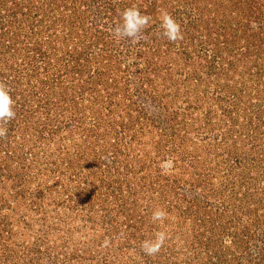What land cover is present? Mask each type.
<instances>
[{"label": "rangeland", "instance_id": "obj_1", "mask_svg": "<svg viewBox=\"0 0 264 264\" xmlns=\"http://www.w3.org/2000/svg\"><path fill=\"white\" fill-rule=\"evenodd\" d=\"M0 81V264H264V0H0Z\"/></svg>", "mask_w": 264, "mask_h": 264}, {"label": "clouds", "instance_id": "obj_2", "mask_svg": "<svg viewBox=\"0 0 264 264\" xmlns=\"http://www.w3.org/2000/svg\"><path fill=\"white\" fill-rule=\"evenodd\" d=\"M151 17L142 14L136 7L125 8L120 14V21L112 29L115 38L119 40L128 39L132 44H137L143 38V30L147 28ZM255 27V24H253ZM160 29L162 35L170 42L182 39L179 23L167 11L161 12ZM10 89L6 83L0 81V138L7 135L5 125L15 118L14 100L10 95ZM166 212L159 209L152 214L154 221H162ZM166 239L165 233H157L155 239L146 240L142 248L148 255H154L160 251Z\"/></svg>", "mask_w": 264, "mask_h": 264}]
</instances>
